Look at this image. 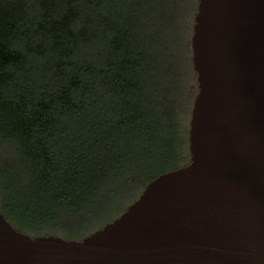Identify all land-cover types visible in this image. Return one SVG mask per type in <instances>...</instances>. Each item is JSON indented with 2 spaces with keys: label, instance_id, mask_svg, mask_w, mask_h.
Here are the masks:
<instances>
[{
  "label": "trees",
  "instance_id": "trees-1",
  "mask_svg": "<svg viewBox=\"0 0 264 264\" xmlns=\"http://www.w3.org/2000/svg\"><path fill=\"white\" fill-rule=\"evenodd\" d=\"M196 10L0 0V204L19 230L81 239L127 190L185 164Z\"/></svg>",
  "mask_w": 264,
  "mask_h": 264
},
{
  "label": "water",
  "instance_id": "water-1",
  "mask_svg": "<svg viewBox=\"0 0 264 264\" xmlns=\"http://www.w3.org/2000/svg\"><path fill=\"white\" fill-rule=\"evenodd\" d=\"M191 160L81 239L19 230L0 264H264V0H199Z\"/></svg>",
  "mask_w": 264,
  "mask_h": 264
},
{
  "label": "rangeland",
  "instance_id": "rangeland-1",
  "mask_svg": "<svg viewBox=\"0 0 264 264\" xmlns=\"http://www.w3.org/2000/svg\"><path fill=\"white\" fill-rule=\"evenodd\" d=\"M198 3H199V0H197V10H196L195 14L191 18V24H192V26H191L192 27L191 39H192V35L194 33L195 16H196L197 11H198ZM191 52H192V63H193V50H192V45H191ZM193 68H194V63H193ZM194 70H195V68H194ZM195 72H196V75H195L194 87H195V90L196 91H195V93L193 95V98H192V104H191V107H190V111H189V115H188V121H187L188 122V131H187V133H188V151H187L188 158L187 157L186 158L183 157L182 160L179 162V163L184 162L185 164L189 163L190 160H191V151H190V147H189V129H190V121H191V117H192V110H193L194 100H195V97H196L197 93L199 92L198 73H197L196 70H195ZM145 186L144 187L143 186H138V187L134 188L132 191L127 190L123 194V196H122V201H120L121 204L119 202L120 205L117 206V204H118V201H117V203H116V206L117 207L116 206H115L116 208L114 207L115 209H117V208L118 209L117 210H113L114 209L113 208L111 211H109L107 213L109 215V217L115 218V217L119 216L123 211H125L127 209V207L134 200H136L140 196V194L143 192ZM107 220H108L107 218H104V219L100 220L99 223L100 224H103V223L106 224V222H108Z\"/></svg>",
  "mask_w": 264,
  "mask_h": 264
}]
</instances>
